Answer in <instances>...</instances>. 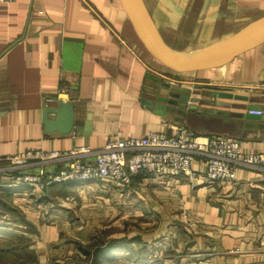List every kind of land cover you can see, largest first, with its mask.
Masks as SVG:
<instances>
[{
	"label": "crops",
	"instance_id": "obj_1",
	"mask_svg": "<svg viewBox=\"0 0 264 264\" xmlns=\"http://www.w3.org/2000/svg\"><path fill=\"white\" fill-rule=\"evenodd\" d=\"M143 2L164 40L182 51L204 48L264 15V0ZM62 87L69 90L78 124L68 133L47 131L43 109L56 105L52 98ZM184 89L197 98L194 112L214 117V126L208 119L189 120L157 108L156 99L146 102L170 91L183 96ZM204 90L218 94L196 93ZM169 99L179 108L180 97ZM251 105L264 116V39L224 64L179 71L143 43L123 0L0 2V158L28 150L99 148L114 136L159 130L171 135L182 124L199 135L237 138L245 152L264 153V128L230 131L233 126L222 122L247 113ZM204 166L198 160L193 169ZM35 169L31 165L27 171ZM64 185L59 200L42 196L56 217L68 212L71 203L65 201L75 197L103 214L87 221V243L98 240L97 227L104 231L90 251L94 264H264V165H239L232 183L138 175L128 187L97 188L96 181L78 180ZM22 190L16 185L0 191V245L21 240L23 227L10 222L6 203L16 196L26 200ZM38 239L42 247L43 237ZM8 249L18 260L25 252L20 244Z\"/></svg>",
	"mask_w": 264,
	"mask_h": 264
},
{
	"label": "built area",
	"instance_id": "obj_2",
	"mask_svg": "<svg viewBox=\"0 0 264 264\" xmlns=\"http://www.w3.org/2000/svg\"><path fill=\"white\" fill-rule=\"evenodd\" d=\"M56 97L69 100V90L60 88ZM250 113L260 115L263 111ZM0 159L25 168L15 176L19 183L47 178L50 182L96 181L122 187L130 186L138 175L154 179L202 177L210 184L232 183L239 165H264V153L245 152L239 139L199 135L183 124L175 126L171 135L159 130L143 136H114L99 148L81 145L70 150H28ZM198 160L204 161L203 170L193 169ZM34 164L39 166L38 171L27 172V167Z\"/></svg>",
	"mask_w": 264,
	"mask_h": 264
},
{
	"label": "rangeland",
	"instance_id": "obj_3",
	"mask_svg": "<svg viewBox=\"0 0 264 264\" xmlns=\"http://www.w3.org/2000/svg\"><path fill=\"white\" fill-rule=\"evenodd\" d=\"M36 167L39 166L36 165ZM22 169L25 168H18L7 161L0 164V191L5 188H16V185H21L22 191L27 194L24 197L26 200L22 198L18 199L16 196L6 203L10 206V208H6L8 214L11 216L10 222L12 224H20L23 228L21 229L20 241L0 245V264H94L90 251L95 244L99 243V236L101 233H104V231L101 230L103 232H100L99 227H97V237H95V239L98 240L87 243V241H89L88 234L90 231L87 221H95L96 218L99 217L101 213L98 212V207L96 210L87 208L86 205L83 204V199L75 197L74 200L72 199L73 201H65L71 203V207L68 212L57 214V216H60V218H58L55 216L56 214H53L51 211L53 207L50 208L51 202H49V198L47 196L43 198L42 196L43 193H46L50 198L59 200L58 198L62 197V192L60 190L66 187L64 185L66 182H50L47 178H42L40 181L29 179L28 181L22 180L21 183H19L15 181V177L13 179L12 176L16 170L21 171ZM37 171L38 169H35V171L28 170L27 172ZM3 176H5L4 179L2 178ZM31 176H34V174ZM101 186L102 183L98 182L97 188H102ZM42 199L45 201H42ZM55 202L52 203L55 204ZM98 222L99 220L96 221V223ZM129 224L130 221L129 223H124V226H128ZM132 224L135 225L138 223L132 222ZM54 232H56L57 235H54ZM41 236L43 237V245L42 247H38L37 240H39L38 238ZM92 239H94V237ZM18 244H20L22 250H25L21 255V260L15 258L17 257L15 256L16 253L11 251L13 249H8L9 247L17 248ZM82 248L87 250L86 253L82 251ZM1 250L2 252L6 250L9 256L8 254L5 256L1 255ZM160 263L154 260L150 261V264ZM104 264L132 263L129 261L120 263L115 260L112 262H105Z\"/></svg>",
	"mask_w": 264,
	"mask_h": 264
},
{
	"label": "water",
	"instance_id": "obj_4",
	"mask_svg": "<svg viewBox=\"0 0 264 264\" xmlns=\"http://www.w3.org/2000/svg\"><path fill=\"white\" fill-rule=\"evenodd\" d=\"M123 2L143 43L160 61L174 70L190 71L224 64L236 54L264 39V15H262L233 34L221 38L204 48L192 52L176 50L160 34L143 0H123ZM166 86L169 89L173 88L171 84H167ZM183 91L185 92L183 96H180L175 91H170L166 95L151 96L146 102L153 104V100L156 99L158 100L155 103L157 108L176 112L182 117L187 116L189 120L191 117L208 119L211 121L212 126H214V117L199 116L201 110L194 112L197 107L192 103L197 101V98H192L188 89H184ZM196 93L211 96L218 94L215 90L196 91ZM219 95L226 96L222 93ZM169 97L181 98L182 101L178 104L179 108L168 103ZM52 99L56 101V105H46L43 109V121L46 130H57L60 133L72 131L78 124L75 117L76 108L74 103L69 100L58 99L57 97ZM251 110H262V108L252 105L248 106L247 113L233 114L231 115L232 119L222 122L228 123V126H233L228 128L230 131L241 129L242 132H245L248 129L260 130L264 128V124H262L264 116L262 114H252L250 113ZM50 113L55 114L54 119L49 118L48 115ZM177 119L181 120L182 118L178 117Z\"/></svg>",
	"mask_w": 264,
	"mask_h": 264
},
{
	"label": "trees",
	"instance_id": "obj_5",
	"mask_svg": "<svg viewBox=\"0 0 264 264\" xmlns=\"http://www.w3.org/2000/svg\"><path fill=\"white\" fill-rule=\"evenodd\" d=\"M20 172H21L20 170H16V171H15L16 174H19Z\"/></svg>",
	"mask_w": 264,
	"mask_h": 264
},
{
	"label": "bare ground",
	"instance_id": "obj_6",
	"mask_svg": "<svg viewBox=\"0 0 264 264\" xmlns=\"http://www.w3.org/2000/svg\"><path fill=\"white\" fill-rule=\"evenodd\" d=\"M196 50H198V49H196ZM182 51V50H181ZM192 51H195V50H189V51H184V52H192Z\"/></svg>",
	"mask_w": 264,
	"mask_h": 264
}]
</instances>
